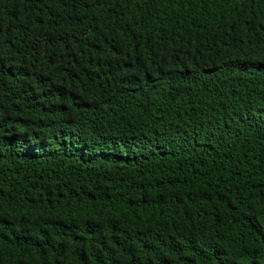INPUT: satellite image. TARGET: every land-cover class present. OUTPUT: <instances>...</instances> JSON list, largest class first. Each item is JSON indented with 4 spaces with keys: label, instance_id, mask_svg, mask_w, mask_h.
I'll use <instances>...</instances> for the list:
<instances>
[{
    "label": "trees",
    "instance_id": "trees-1",
    "mask_svg": "<svg viewBox=\"0 0 264 264\" xmlns=\"http://www.w3.org/2000/svg\"><path fill=\"white\" fill-rule=\"evenodd\" d=\"M0 264H264V0H0Z\"/></svg>",
    "mask_w": 264,
    "mask_h": 264
}]
</instances>
